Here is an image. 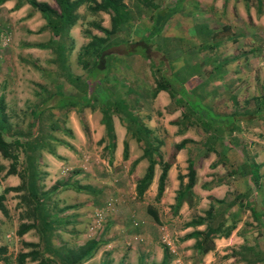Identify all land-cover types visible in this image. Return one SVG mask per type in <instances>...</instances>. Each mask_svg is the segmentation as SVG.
Returning <instances> with one entry per match:
<instances>
[{"label":"crops","instance_id":"0c3cea01","mask_svg":"<svg viewBox=\"0 0 264 264\" xmlns=\"http://www.w3.org/2000/svg\"><path fill=\"white\" fill-rule=\"evenodd\" d=\"M36 1L45 2L50 7L56 5L54 0ZM123 1L130 12V16L125 21V25H121L120 30H123L125 27L129 28L128 22L131 21L134 23L130 32L132 38L134 36L139 38L138 36L142 35L143 30L149 31L152 25L151 20L155 12L158 11L163 19H166L162 30L157 36H160L159 38L161 40L162 37H164L165 43H172L169 38L174 39L176 42L173 43H177L180 47H177L178 52L174 55L178 56L177 58L165 56L166 63L170 68L168 75L163 73L166 69L162 64L158 63L157 66L160 68L165 79L170 78L172 81L174 77H178L180 83H183L181 88L183 87L197 95H202V102L207 106H211L214 113L217 111L218 101H212L211 99L219 97L221 93L223 94L225 86L227 90L230 85L232 86V75L236 78L237 83L244 84L240 78L244 77L248 71L245 62L238 60L241 56L218 55L217 51L220 50L222 45L227 44L228 40H236L237 38H239L241 44L247 43L245 46L250 52L255 49L253 44L259 41L258 38L262 31H264V0H181L178 8H175L176 1L173 3L170 2V0L154 1L157 4L156 8H149V6H146V4L140 0H127L130 1V4H127L125 0ZM86 6L87 4L85 2L80 4L76 8V12L77 10L86 9ZM233 6L237 13V22L242 25L241 31L233 33L230 36L225 35L222 37L221 30H223V25L220 27H213L211 24L212 21L215 20L213 14L217 13L219 17V13L221 15H226V13H228L230 16ZM97 12L105 13L101 10ZM230 18L231 17H229L230 21L235 22ZM197 21H202L200 25L201 30L198 31L200 27H197L195 31L191 30L192 25ZM44 24L45 19L40 12L28 2L24 0H3L0 2V29L4 28L7 33L10 34V42L7 43L6 46L0 45L1 116L5 124L4 128L6 129L7 136L5 139L12 142L11 147L14 149V153H20L23 157V166L21 168H23L27 174L24 185L26 188L32 189V193L37 199V202H34V204L36 203L34 216H32L34 220L31 222L35 224L37 230L44 226V223H52V220L56 219L59 215L58 212L63 213L69 210L68 215H63V218L65 221L71 220L72 223H75V219L81 218L77 217V212H83L85 210L87 205L86 194L79 191L76 192V190L71 187L73 186L75 189L80 190L84 188L85 185L83 184H86V181L80 179L78 185L74 183L72 186H69L66 181L70 183L72 181L70 175H68L66 177L67 180H65L63 184V189L60 187L56 188L52 184L58 176L66 173L69 168L68 162L71 161L73 152L84 146L86 142L80 123L88 126L90 130L89 138L94 142H97L102 137H106L104 125L100 123L102 115L101 107L104 104L100 103L101 97H99V94L104 91L108 100L112 101L120 97L125 102V96L127 94L133 93L134 95H139L135 93L138 90L129 85L123 86L124 89L121 96L118 95V91L120 90L119 82L115 73H111L117 63L116 56H123V60H131L130 63L120 61L117 64L120 66V69L124 70L125 74L131 76L134 83L139 82V84H141L142 82L144 85L146 81L145 76L147 75L143 69V61L147 62V60H143L141 63H135L136 56L134 54L116 55V53L109 51L110 54L105 57L103 61L105 69L95 74L97 78H92L87 73L88 69L84 68L82 63L78 60V54H80L81 48L86 45L90 38L84 37L85 41L77 42L73 33L72 26L74 24L71 26L72 28H69L66 36L62 38L54 37L48 29L39 31V28L44 26ZM100 26L103 27L101 24ZM45 30H48L50 35H47L48 33ZM120 30L118 32H120ZM43 34H46V37ZM116 34L114 36H116ZM2 35L0 34V43L2 42ZM59 44H62V46ZM160 44L163 45V42H160ZM205 47L209 49L212 55L205 54L204 57H198V49L202 48L203 50ZM216 47H218V50H216ZM206 48L204 50H206ZM159 50H165V47L163 46ZM239 54L245 57L247 51ZM73 57H75L74 62H72ZM210 60L212 64H208ZM231 61L237 64L234 72L231 71L228 65ZM206 66H208V69H205ZM140 67H142V69ZM190 68H193L191 72H184V70ZM104 73H106L104 75L105 77H103ZM98 79L100 80L98 81ZM104 80L105 83L102 84ZM90 81L93 83L91 88L89 86ZM97 84H100L99 88H97ZM177 85H174V87L180 88ZM152 97L153 98L150 99V106L153 108L163 109V107H168L170 104L174 107L172 110L173 113H175L172 117H166V124L164 125V129L168 134L166 139L174 140L172 144L177 143V141L179 142L187 136V127L197 129V126H193L195 122L193 116H186V109L183 108V103L177 104L178 101H174L175 103L172 104V100L167 91L158 90ZM176 97L178 98V96ZM71 100L76 102L73 103ZM217 112L221 115L228 114L220 111ZM181 114H184L185 117L183 116L181 118ZM113 115L116 114L114 113L111 115L114 133L112 157L116 160L118 156L121 155L122 140L126 137L124 136L125 130L118 128L117 125L119 121ZM137 120L141 123L143 121L141 119ZM173 120H178V124H174ZM145 122L148 126L146 128L151 129L154 124H156L157 119L151 114L146 117ZM246 123L247 122L238 124L243 125ZM240 132H242L241 128L229 132L230 138L234 139L233 144L240 142V137L237 138L236 136V133ZM219 133L221 135V132ZM224 133H226V131H224ZM15 140H17L19 144L15 142ZM225 143L229 147L232 146L227 139H225ZM100 144L101 147H103L105 141ZM207 150L206 157L209 155H216L215 149ZM225 150L230 151L231 149ZM194 153L195 151L188 148L186 143L182 148L172 153L173 159L166 169L165 187L162 193L163 196L161 195L162 198L160 197V202L166 199L167 204H172V199L178 188V180L176 179L177 171H179L181 175L187 172V164L195 162V160L192 159ZM223 154L226 155V151ZM246 154V152L242 153V155L240 154L244 162L247 159ZM167 155H170V152H168L166 156ZM188 155L189 158H191L190 160L187 159ZM217 155H222V153ZM166 161L170 160L166 159ZM6 162L8 164L6 158L0 155V164H2L0 166V171H2L0 173V177H2V180H0V187L2 188L19 184V177H17V174H6L8 168ZM205 162H207V160ZM193 167L196 178L200 174V171L204 169V166L200 168L199 162H196V164L193 163ZM205 167L209 169L208 165ZM86 168L92 171L93 175L95 174V170L92 167L90 168L87 166ZM80 176L79 173L78 177ZM157 177L158 174L154 172L148 187H156ZM210 177L211 176L203 177L202 180L208 182ZM243 177L246 179L242 181L241 188H237L238 193H243L245 189L248 188L250 176L244 172ZM92 180L96 182V178ZM245 180L247 185L246 188H243L242 186ZM182 181L183 183L186 182L185 176H183ZM207 182L200 184L197 178L191 187V197H193V194L205 196L204 192L201 193L196 191L199 188L201 189L202 185L208 187L206 191L207 194H213V192L220 187L217 186L216 189L215 187L211 188L210 182ZM18 192L19 191L8 190L5 193L17 194ZM70 194L77 196V202L66 205L63 201ZM220 197L221 196H219L218 199H221ZM193 202L192 199L191 202L187 204L186 199H184L178 213L188 208V206H192ZM225 202L228 205L230 203H238L233 197ZM53 204H58L60 209L52 212V210L49 209V205L53 206ZM261 205H264V203H261ZM67 207L70 209H66ZM55 214L58 215L54 216ZM110 219L112 220L111 223L108 222L106 226L112 225L117 228V216L111 215ZM11 221V219L5 218L2 213H0V245H4L7 249H10V241H13L14 238L15 240H22L25 242H37L38 240L44 242L45 236H42L39 230L36 236L30 237V231L33 230V227L26 230L21 235L16 234V231L6 232L10 227L9 224H11ZM135 224H137L136 221ZM254 224L261 225L262 221H254ZM238 228L239 226L235 225L228 235L216 236L213 238L214 247L204 254H200L197 250L192 248L194 239L190 237L184 238V233L180 238V248L174 249L173 247V251H169V261L167 264H215L214 256L220 253L225 254L226 257V260H223L222 264H264V259H262L264 256V243L256 242V238L252 240L251 243L247 242L244 236L246 230L243 228L237 231ZM102 230L103 229H101L100 233ZM262 230H264L263 227L260 232H262ZM51 231H53V228ZM118 233H120V231H118ZM252 234L257 235L258 231L252 232ZM47 235L48 233L46 236ZM262 235L264 236V231ZM82 236L83 238H87L88 236L89 239L97 241L100 245V235H95V233L91 234L90 231L87 230ZM87 240L88 239L85 241ZM109 241L110 239H108V242ZM104 244H106V241ZM99 245L98 247L100 248ZM98 247L96 251L99 249ZM252 253H254V255H252ZM128 254L131 256L132 251ZM153 258V264H161V246L158 245L154 248ZM85 262L83 264H85ZM101 263L104 262L102 261Z\"/></svg>","mask_w":264,"mask_h":264},{"label":"rangeland","instance_id":"374dc122","mask_svg":"<svg viewBox=\"0 0 264 264\" xmlns=\"http://www.w3.org/2000/svg\"><path fill=\"white\" fill-rule=\"evenodd\" d=\"M174 1H176L175 8H178L181 0H170V2L173 3ZM127 4H130V1H127ZM53 8H56V5H54ZM77 12L76 13L78 19L72 26L73 33L76 37L77 42L85 41L84 37L88 38L93 34L102 35V33L98 29L93 27L91 22L97 23L98 25L101 24L103 25V27L109 26L108 15L106 13H92L86 9L79 11L77 10ZM231 13L232 14L230 16L228 15V13H226V15H221L219 13V17L217 16V13L213 14L215 20L212 21L211 24L213 27H220L223 25V30H221L222 37L225 35L230 36L233 33L241 31L240 29L242 25L238 24L237 22V13L234 6L231 9ZM229 17H231L230 19H233L235 22L230 21ZM201 24L202 21H197L192 25L191 30L195 31L197 27H200L198 29V31H200ZM128 25L129 28L125 27L112 38L111 46L107 51L114 52L116 53V55H122L127 50H132L133 45L130 43L136 42L138 38L135 36L132 38L130 34L131 27L134 25V23L129 21ZM45 31H47V35H50L48 30ZM148 32L143 30L142 35H139L138 37L144 38ZM0 34H3L2 42L0 43V45L6 46L7 43L10 42V34L7 33L4 28L0 29ZM43 35L46 37V34ZM159 37L155 35L154 43L148 45L145 50L146 56L143 55V48L141 46L134 47V55L136 56L135 63H141V61L147 60V62L143 61V69L147 73V75L145 76L146 81L144 85L142 84V82L141 84H139V82L134 83L131 76L125 74L124 70L120 69V66L117 63H119L120 61L130 63L131 61L130 59L123 60V56H116V68L114 67L111 73H115L119 82L118 84L120 90L118 91V95L121 96L124 89L123 86L129 85L130 87L138 90L135 93H138L139 95L130 93L129 95L127 94L125 96L130 113L135 118L137 117V119L143 120L142 123H140L145 127H148L147 123L145 122L148 115L150 116L152 114L157 119L156 124H154L150 131L152 136L161 141V144L158 146V148L162 153V159L166 161V159L172 157V142L174 140L166 139L168 134L164 129V125L166 124V117H172V115L175 113H173L172 110L174 107L171 104L168 107H163V109L151 107L150 99H152L153 97L149 92L156 88L158 79V73L154 70V68L158 63H160L166 69L163 71V73L165 75H168L170 68L166 63L165 56L169 58H177L178 56L174 55L178 52L177 47L180 46L177 43H173L176 42L174 39L169 38L172 43H165V40L163 39L164 37H162V40ZM145 40L148 39L145 38ZM258 40V42H254L253 44L255 46V49L252 52H250L248 48L246 49L245 45L247 43L241 44L239 38H237L236 40H228L227 44H224L220 47V50H218V47H216V50L220 51H217L218 55H234L236 57L240 55L241 57L238 60L245 62L248 71V73L244 77L240 78L244 84L237 83L236 78L232 75V86L230 85L228 90L225 89V86L223 94L221 93L219 97L211 99L212 101H218V108L216 109L217 111H220L222 113H231L236 112V108H238L239 113H241L243 108L252 110L255 104V101L253 99L255 97L264 98V31H262ZM160 42H163V45L160 44ZM163 46L165 47V50H159ZM204 49H198V57H204L205 54H208L210 56L212 55L210 54L208 48H206L207 51ZM245 51H247V55L245 57L239 54L244 53ZM83 55L84 54L81 55V58L82 60H85V57ZM74 61L75 57H73L72 62ZM208 64H212V61H208ZM228 65L231 71L234 72L237 64L231 61V63H229ZM207 67L208 66H206L205 69H208ZM140 68L142 69V67ZM101 70H103V68H101ZM192 70L193 68H190L184 70V72H191ZM87 73L89 76H91L89 69L87 70ZM168 80L170 83V87L173 86L172 84H179L177 86L181 88V85H183V83H180V79L178 77H174L172 81L170 80V78ZM92 85L93 83L90 81V88L92 87ZM71 101L73 103L76 102L73 100ZM171 103L173 104L174 102ZM217 111H215L216 114H218ZM218 115L222 116L223 114ZM113 116L119 121L117 125L118 128H122V130H125L124 136L126 137L128 143L127 159H122L120 155L116 160H114V158L112 157V151H110V149L104 150L101 147V144L91 140L89 138L90 130L88 126L80 123V127H82L83 134L86 138V142L84 146L80 147V149H76L73 152V157L71 161L68 162L69 168L67 169L66 173L58 176V178L53 181L54 183L52 185L56 188L60 187L61 189H63V184L65 183V180H67L66 177L68 175H70V179L72 181L71 183L69 181H66L69 186H72L74 183L78 185V181L80 179L86 181V184H83L85 185L84 188H81L80 190L75 189V187L73 186L71 187L76 190V192L79 191L86 194L87 205L85 207V210L83 212H77V217L81 218L75 219V223H72L71 220L65 221L63 215H68L69 210L66 209H70L69 207L64 209L66 211L63 213L58 212L59 215H54H58L57 218L52 220L53 222L51 224V227L53 228V231H51L48 241L44 240L43 242L41 240H38L37 242H31L34 245L32 244L31 246H27L24 244L25 241L15 240L14 238V240L12 239L13 241H10L11 248H6V253L4 254L6 260H0V264H35L36 260H31L30 257H25L21 262H17V255L26 251L37 253L38 257H36V259H38L39 257H44L51 260L50 256L55 250L64 253L67 250H76L77 247L79 245H82L86 239H89L88 236L87 238H83L82 236L86 233L87 230H89L91 234L95 233V235H100L101 238L99 241L100 248L98 247L99 249L91 256L89 260L85 262V264H100L102 261L104 262V264H153V250L156 246L167 245L165 241L168 240L169 244L172 245L174 249L180 248V238L184 233H186L187 231L189 232L192 229L204 228V225L193 227L186 226L185 223L192 217L204 215V210L207 208L210 201L213 202L215 207L212 219L213 225H215L219 220L223 221L224 226L230 225L233 222L234 218L235 225L239 226L237 231L243 228L246 230L244 232V236L247 242L251 243V241L256 238V242L264 243V236L262 235V232L264 230L260 232L262 229L261 225L254 224V220H252L250 212L247 208L246 201L248 198L244 199L243 197V199L239 200L238 203H233L232 205H228L225 202L233 197V194L238 191L237 188H241L242 181L246 179L245 177H243V173L245 172L243 166L244 160L242 159L243 157L240 156V154L242 155V153L246 152L247 159L245 161H254L255 163H259V174H261L258 185H256L257 187L252 184V182L250 181L251 178L249 179L247 189L251 191L250 195H252L253 197L250 202L251 204L255 205L257 210H260L262 206L261 203H264V120L258 118H252L249 121L234 120V124L242 129V132L236 133L237 138L240 137V142H237L236 144H233L234 139H231L230 134L227 132H221V135L219 132L218 134L214 135L215 133L213 132L211 133V135H214L215 137H211L207 135L208 133L204 132L199 127H197V129L192 127L186 128V132L188 133L186 134L187 136L183 139H187V147L195 151L192 157V159L195 160V162L193 163L196 164V162H199L200 168L204 166V169L200 171V174L195 178V180L198 178L200 184H203L207 182L205 180H202L203 177L211 176L210 180L207 182H210L211 188L215 187L216 189L217 186L220 187L213 192V194L215 195L214 196L213 194H207L206 191L208 190V187H206V185H202V188H199L196 191L201 193L204 192L205 196L193 194V197H195L193 198L190 194L186 195L185 199L187 201V204H189L193 199V205L188 206V208H186L185 210H181V212L178 213L180 206L175 209L171 208V205L174 203V197L172 199V204H167L166 199L163 201L161 200V202L160 199L159 201L154 200L155 188L147 187L141 197L136 196L134 184L136 179L143 173L144 167L147 162L145 158H143L139 160L137 164L132 168L130 166V163L133 159L141 154L143 144L136 141L135 133L133 132V124L128 123L131 122L129 118L128 121H125L120 114L116 113V115ZM227 117L228 116L226 115V118ZM245 122L247 123L243 125L238 124H242ZM84 125L87 128V132L84 131ZM225 139H227L229 144H231L233 147L227 146L225 143ZM206 147L209 150L215 149L216 155H209L206 157ZM225 149L231 150L228 151ZM225 151L226 155L223 154ZM168 152H170V155L166 156ZM219 153H222V155L218 156L217 154ZM187 159H191L189 158V155ZM6 160L9 164L10 159L6 158ZM206 160L207 162H205ZM22 163L23 157L20 155V153H17V162L15 167L18 165L17 171L22 175L21 178H18L19 183H21L22 185V189L17 194L5 193L4 195L3 203L7 209V214L2 215L5 218H9L12 220L11 224H9L10 227L6 230V232H15L17 227L21 223H31L32 220H34L32 218V216H34L32 204L27 205V199L21 198V195H24V193H26V190L24 189L26 187H24L23 185L27 179V174L25 173L24 169L21 168L23 166ZM8 164L6 162V165ZM1 165L2 164H0V166ZM206 165H208L209 169L205 167ZM87 166H89L90 168L92 167L95 170L94 175L92 171L86 168ZM1 172L2 171H0V173ZM154 172L159 174L160 166L158 164L154 165ZM177 172L179 173V171ZM79 173L81 175V178L78 177ZM0 178V180H2V177ZM93 178H96V182H93ZM246 185L247 183L245 180L242 187L246 188ZM2 189L3 188L0 187V192H2ZM247 189H245V191ZM219 196H221L220 198H223V202L221 203L215 202L213 199H211H218ZM77 199V196H73V194H70L66 197L63 203H65L66 205H71L72 203H76ZM108 202L110 203V205L108 206V208H105ZM146 205H151L152 207H154L159 218L158 223H155L146 213ZM49 209L52 210V212H55V210L58 211L60 209V206L58 204H53V206L49 205ZM99 209L103 210H101L99 215L95 214ZM111 215L117 216V228L112 225L106 226L108 222L111 223L112 221L110 219ZM134 220L137 222V224L133 223ZM32 229L33 230L30 231V237H34L38 233L36 227H33ZM101 229L103 230L100 233ZM118 231H120V233H118ZM256 231H258L257 235L252 234V232ZM164 235L166 237L165 241L163 240ZM108 239H110L109 242ZM105 241L106 244H104ZM130 251H132L131 256H129L128 254ZM214 257L215 264H222V261L226 260L225 254L220 253Z\"/></svg>","mask_w":264,"mask_h":264},{"label":"trees","instance_id":"16d2710c","mask_svg":"<svg viewBox=\"0 0 264 264\" xmlns=\"http://www.w3.org/2000/svg\"><path fill=\"white\" fill-rule=\"evenodd\" d=\"M3 0H0V2ZM28 2L31 6L35 7L42 17L45 19L44 26L39 28L40 30L48 29L52 36L62 38L67 35L69 28L75 23L77 19L76 8L82 4L86 3V10L90 12H97L99 10L104 11L109 16V27L105 28L97 23L91 22L94 28L98 29L102 35H90L89 41L83 47L80 54H78V60L82 63V66L86 69H89L92 78H97L96 73L101 71V68L105 69L104 59L107 57L110 52L107 51L111 46L112 37L121 29V25H125V21L129 18L130 12L128 11L126 4L123 0H54L56 4V8L50 7L45 2H37L36 0H24ZM149 8H156V3L154 0H140ZM166 19L159 14V12H155L153 15V19L151 20L152 25L150 27L149 32L145 35L144 38H138L136 42H132L130 44L133 45L132 50H127L124 54L132 55L135 53L134 47L141 46L143 48V55L146 56L145 50L148 45L154 43V36L159 33ZM147 38L148 40H145ZM62 46V44H59ZM85 57V60H82L81 55ZM154 70L158 73L156 88L151 90L150 95H155L158 90L167 91L172 102L180 101L183 102V108L186 109V116H193V126H197L201 128L204 132L208 133L207 135L213 137L218 134V132L227 133L232 130H239L240 128L234 124V120H250L252 118H258L264 120V98H254L255 101L254 108L252 110L243 108L241 113H239L238 108H236V112H231L226 115H218L214 113L211 106H207L202 102V95L195 94L191 91L182 88H174V85L170 87V83L168 79L163 77L160 68L156 66ZM103 71V70H102ZM106 73L103 74L105 77ZM100 79H98L99 81ZM105 83L102 82V84ZM97 88L100 87V84H97ZM178 96V98L176 97ZM95 97V96H94ZM101 97V104H104L101 107V118L100 123L104 125L106 137L100 138L97 142L100 144L105 141L103 145V149L113 150L114 147V133H113V125L111 121L112 114H120L125 121H128V118L131 122L129 124H133V132L135 133V139L137 142L142 143V152L141 154L133 159L130 163L131 168L137 164V162L143 158L146 160V165L144 167L143 173L140 177H138L134 184V190L137 197H141L143 192L149 186L153 172L154 165L158 164L160 166V172L157 177L154 200L159 201L164 187H165V178H166V169L169 166V163L172 161L173 157H170V161H164L162 159V153L158 146L161 144V141L157 140L154 136L151 135L150 129L143 126L138 120L130 113L127 103L120 97L116 100H108L107 95L102 91L99 94ZM2 100L0 97V155L3 158L10 159L8 164V168L6 170V174H17L18 177H22L21 173L19 174L15 165L17 162V154L14 153V149L11 147L12 142L7 141L6 138V129L4 128L5 124L3 123L2 114ZM175 103V102H174ZM184 114H181V118ZM187 116V117H188ZM185 117V116H184ZM196 119V120H195ZM174 124H178V120H173ZM184 126V125H183ZM186 126V124H185ZM127 129V127H126ZM84 131L87 132V128L84 125ZM215 133L211 135V133ZM230 134V133H229ZM215 137V136H214ZM158 141V142H157ZM14 142V141H13ZM15 142L18 143L17 140ZM187 139H182L177 143L172 144V151L182 148ZM19 144V143H18ZM206 146V145H205ZM207 148V147H206ZM208 149V148H207ZM208 151V150H207ZM172 152V153H173ZM172 155V154H171ZM122 159H127L128 157V143L127 139L124 138L122 140V151H121ZM245 173L250 176V181L254 186L258 185L259 178H261V174H259V163H255L254 161H245L244 164ZM187 172L184 175L177 173L176 179L178 180V188L175 191L174 195V203L171 205V208H178L182 201L186 198L185 196L190 194L191 187L195 181V170L193 167V163H188L186 166ZM243 170V171H244ZM26 175V174H25ZM183 176L186 177V182L183 183ZM25 187V185H23ZM21 183L16 186L4 187L2 192H0V212L3 215L7 214V209L3 203L4 193L8 190L11 191H20L22 188ZM257 187V186H256ZM26 193L21 195V198H26L27 205L32 204V210L35 211L36 197H34L32 193V189L24 188ZM250 190L247 189L243 193H234V200L247 199V208L250 212V216L254 221H262L261 226L264 228V205L261 206L260 210H257L254 204H251L250 200H252V195H250ZM264 194V193H263ZM34 197V198H33ZM215 202L221 203L223 202V198L216 199L211 198ZM230 203L229 205H232ZM214 204L210 201L207 208L204 210V215H199L190 218L185 224L186 226H199L204 225L203 229H193L183 235L184 238H193L194 242L192 244V248L197 250L198 253L204 254L208 250H211L214 247L213 238L216 236H226L230 233V231L235 227V221L233 218V222L230 225H223V221L219 220L215 225L212 224L213 214H214ZM146 213L151 217V219L155 222H159V218L156 210L151 205H146ZM53 222V221H52ZM135 223V220L133 221ZM52 223L45 224L40 227L38 230L41 232L42 236H45V241H48L49 236L51 234ZM35 227L33 223H21L16 230V234L21 235L26 230ZM37 229V228H36ZM48 235L46 236V234ZM25 245L31 246L33 243L24 242ZM34 245V244H33ZM97 241L93 239H88L82 245H79L76 250H67L64 252H59L55 250L53 254L50 256V259L47 258H38L36 259L37 253L32 251H26L19 253L17 255L18 261L21 262L25 257H30L31 260H36L35 264H83L94 254L98 247ZM162 248V260L161 264H167L169 261V247L167 245H161ZM6 247L4 245H0V260L5 261L6 257ZM254 255V253H252ZM264 259V256L263 258ZM104 264V263H101Z\"/></svg>","mask_w":264,"mask_h":264},{"label":"built area","instance_id":"2783aa9c","mask_svg":"<svg viewBox=\"0 0 264 264\" xmlns=\"http://www.w3.org/2000/svg\"><path fill=\"white\" fill-rule=\"evenodd\" d=\"M109 205H110V203L108 202L105 208H108ZM101 210H103V209H99L98 212H96L95 214H98V215H99V213L101 212ZM163 240H164V241L166 240L165 235H164V237H163ZM165 242H166V244L169 246V250H170V252L173 251V246L169 244L168 240L165 241Z\"/></svg>","mask_w":264,"mask_h":264}]
</instances>
